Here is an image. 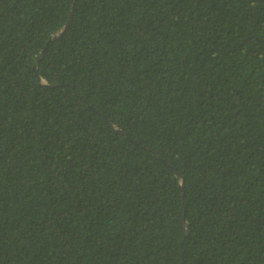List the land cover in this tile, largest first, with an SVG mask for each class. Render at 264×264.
I'll return each instance as SVG.
<instances>
[{
	"label": "trees",
	"instance_id": "1",
	"mask_svg": "<svg viewBox=\"0 0 264 264\" xmlns=\"http://www.w3.org/2000/svg\"><path fill=\"white\" fill-rule=\"evenodd\" d=\"M0 264H264V0H0Z\"/></svg>",
	"mask_w": 264,
	"mask_h": 264
},
{
	"label": "water",
	"instance_id": "2",
	"mask_svg": "<svg viewBox=\"0 0 264 264\" xmlns=\"http://www.w3.org/2000/svg\"><path fill=\"white\" fill-rule=\"evenodd\" d=\"M61 34V33H60ZM33 69H34V71H35V65L33 66ZM172 173H175L174 171H172Z\"/></svg>",
	"mask_w": 264,
	"mask_h": 264
}]
</instances>
